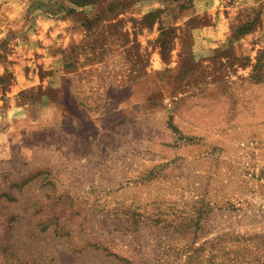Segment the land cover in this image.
<instances>
[{"label": "rangeland", "instance_id": "obj_1", "mask_svg": "<svg viewBox=\"0 0 264 264\" xmlns=\"http://www.w3.org/2000/svg\"><path fill=\"white\" fill-rule=\"evenodd\" d=\"M0 264H264V0H0Z\"/></svg>", "mask_w": 264, "mask_h": 264}]
</instances>
